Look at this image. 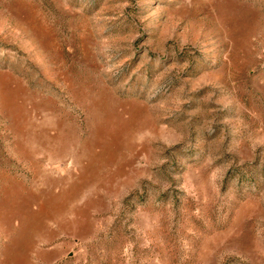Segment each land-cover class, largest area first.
<instances>
[{"label": "rangeland", "instance_id": "1", "mask_svg": "<svg viewBox=\"0 0 264 264\" xmlns=\"http://www.w3.org/2000/svg\"><path fill=\"white\" fill-rule=\"evenodd\" d=\"M0 264H264V0H0Z\"/></svg>", "mask_w": 264, "mask_h": 264}]
</instances>
